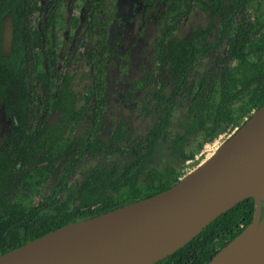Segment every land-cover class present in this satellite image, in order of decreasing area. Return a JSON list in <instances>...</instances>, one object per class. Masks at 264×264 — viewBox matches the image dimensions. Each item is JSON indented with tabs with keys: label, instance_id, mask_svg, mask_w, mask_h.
Masks as SVG:
<instances>
[{
	"label": "trees",
	"instance_id": "obj_1",
	"mask_svg": "<svg viewBox=\"0 0 264 264\" xmlns=\"http://www.w3.org/2000/svg\"><path fill=\"white\" fill-rule=\"evenodd\" d=\"M180 1L168 2L171 25L158 46L160 79L152 97L154 118L136 136L126 118L111 117L118 95L126 101L137 99L150 84L142 52L155 0H147L143 7L128 0H89L88 62L94 103L88 134L81 143L67 139L81 118L80 94L75 76L62 75L58 68L55 0L46 2L39 24L47 74L42 96L36 84L35 0H0V255L170 190L183 177L181 165L194 157L187 151L193 138L213 139L240 128L264 106V14L247 19L253 0H205L206 22L183 39L175 35L180 21L192 13L194 0H188L185 8ZM139 12L143 25L133 33L129 25ZM8 19L11 42L6 50ZM231 31L229 52L205 70L196 85L191 84L193 72L222 50ZM231 62L237 64L234 71ZM63 144H67L64 156L74 159L52 197L29 209L14 203L30 171ZM164 151L176 163L156 162ZM114 155H121L124 162H102L91 168L74 192L62 198L87 160ZM254 215L255 199L242 201L158 264H210L245 233Z\"/></svg>",
	"mask_w": 264,
	"mask_h": 264
},
{
	"label": "water",
	"instance_id": "obj_2",
	"mask_svg": "<svg viewBox=\"0 0 264 264\" xmlns=\"http://www.w3.org/2000/svg\"><path fill=\"white\" fill-rule=\"evenodd\" d=\"M264 168V106L215 153L170 190L50 233L0 255V264H158L178 252L242 201L255 199L249 230L259 235L257 264H264V194H233ZM166 225L165 230L161 226Z\"/></svg>",
	"mask_w": 264,
	"mask_h": 264
},
{
	"label": "rangeland",
	"instance_id": "obj_3",
	"mask_svg": "<svg viewBox=\"0 0 264 264\" xmlns=\"http://www.w3.org/2000/svg\"><path fill=\"white\" fill-rule=\"evenodd\" d=\"M47 1L51 2L54 0H35V6L38 11L37 23L34 28L36 52L38 55L36 84L40 96L44 95L47 85V74L41 46L39 24ZM128 1H132V4L138 3L139 7H143L147 3V0ZM170 1L172 0H155L154 5L151 7L152 11L147 19L148 29L143 40L144 50L142 55L144 59L142 62L146 64V69L149 74L150 84L148 88L137 99L126 101V99L124 100V95H118L117 100L115 99V107H117V109L114 110L111 118L116 121L126 118L132 133L136 136L142 135L148 129L149 124L154 118V115L151 114L152 97L159 88L160 79L158 46L167 27L171 25V20L167 15L168 2ZM55 2L57 22L55 39L58 68L62 75L72 74L75 76L76 87L80 94L78 109L81 118L77 125L70 129L67 139H77L83 143L87 137L89 125L91 124L90 121L94 103L93 83L88 62V48L90 42L89 0H55ZM187 2L188 0H181V7L185 8ZM204 2L205 0H194L192 2V13L186 19L180 21L175 35L177 38L183 39L188 37L194 28L206 22L207 14L205 12ZM140 12L129 25V30L133 33L138 32L142 27L143 18ZM261 14H264V0H253L246 12L247 19L250 20ZM10 42V19H8L4 32V47L6 50L10 48ZM231 44L232 31L228 33L227 41L222 50L214 52L212 56L197 67L191 76L190 83L196 85L205 70H209L216 60L223 58L229 52ZM229 66L234 71L236 70L237 64L231 62ZM179 112L181 116L183 111L179 110ZM38 123L39 118L36 119L33 124V130L38 126ZM238 129L237 127L230 128L213 139H205L204 135L193 138L188 145L187 151L188 154H192L194 157L184 165H181L180 172L183 175L181 179L197 170L212 158L217 150L236 133ZM66 147L67 144L58 146L55 151L49 152L40 159L37 167L30 171L22 190L14 196V203L22 204L29 209L52 197L59 179L68 170L71 161L74 159H67L64 156ZM117 161L124 162V158L121 155H114L104 160L102 157L96 161L92 159L87 160L85 164L78 169L77 174L70 183L68 192L64 193L62 198L64 199L74 192L88 170L99 166L102 162L112 164ZM169 161L176 163V161L170 158L168 153L164 151L156 162L160 165H166Z\"/></svg>",
	"mask_w": 264,
	"mask_h": 264
},
{
	"label": "bare ground",
	"instance_id": "obj_4",
	"mask_svg": "<svg viewBox=\"0 0 264 264\" xmlns=\"http://www.w3.org/2000/svg\"><path fill=\"white\" fill-rule=\"evenodd\" d=\"M233 194H264V168H260L256 174L247 178L246 185L237 186L232 190ZM161 226V230L166 229ZM249 230L237 243L232 245L217 264H257L259 253V235Z\"/></svg>",
	"mask_w": 264,
	"mask_h": 264
},
{
	"label": "flooded vegetation",
	"instance_id": "obj_5",
	"mask_svg": "<svg viewBox=\"0 0 264 264\" xmlns=\"http://www.w3.org/2000/svg\"><path fill=\"white\" fill-rule=\"evenodd\" d=\"M147 4V3H146ZM145 4V6H146ZM152 11V8H150V12ZM143 25V24H142ZM263 216H264V206H263Z\"/></svg>",
	"mask_w": 264,
	"mask_h": 264
}]
</instances>
